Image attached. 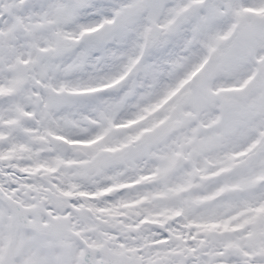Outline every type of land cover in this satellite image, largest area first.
<instances>
[{
	"label": "snow or ice",
	"instance_id": "obj_1",
	"mask_svg": "<svg viewBox=\"0 0 264 264\" xmlns=\"http://www.w3.org/2000/svg\"><path fill=\"white\" fill-rule=\"evenodd\" d=\"M0 264H264V0H0Z\"/></svg>",
	"mask_w": 264,
	"mask_h": 264
}]
</instances>
